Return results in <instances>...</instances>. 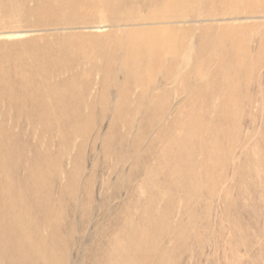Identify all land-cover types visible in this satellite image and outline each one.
Masks as SVG:
<instances>
[{"label":"rangeland","instance_id":"rangeland-1","mask_svg":"<svg viewBox=\"0 0 264 264\" xmlns=\"http://www.w3.org/2000/svg\"><path fill=\"white\" fill-rule=\"evenodd\" d=\"M178 6L0 0V264H264V0Z\"/></svg>","mask_w":264,"mask_h":264},{"label":"bare ground","instance_id":"bare-ground-1","mask_svg":"<svg viewBox=\"0 0 264 264\" xmlns=\"http://www.w3.org/2000/svg\"><path fill=\"white\" fill-rule=\"evenodd\" d=\"M140 2H141V4H142L143 7H148V8L154 7V6H162V8H164L163 14H161V16H159L158 19H156V21L154 22V24H156V25H169V26H171V25H176V24H185V23H187L189 21L188 14H178V13L176 14V13H173L172 12L171 8L175 4H177V7H179L178 5L181 3L182 7H185L187 9H191V7L194 4L200 3V2H202V0H193V1H191V0H140ZM230 11H233V10H230ZM235 19L238 20L239 18L236 17ZM232 58H234V57H232V56L229 57V59H232ZM56 75H57V77H59V76H61V73H57ZM56 75H54V76H56ZM40 77H42V76H40ZM47 77H48L47 75H44L43 78H47ZM263 163H264V160H263ZM0 195H1V193H0ZM4 197H8L9 198L10 196L8 194L7 196H4ZM1 198H3V197H1ZM17 201H18V199H17ZM19 201L21 202V200H19ZM13 203L15 204L16 202H13ZM20 204L21 203H19V205ZM4 214H5V209H3V207H0V256L3 255V253L5 254L6 251L11 250V248L15 245V243L16 244H20L19 246L18 245H15V246H18L19 248L20 247L25 248V250L23 251V254H24L23 257L24 256H27V254H31V251L30 250H26V246L29 247V246L34 245V244H38V245H43L44 244L45 238H43L41 235H39V232H36L33 236H27L22 241H19V239L17 237H15V236H13V237L12 236H8V235L5 236L6 233H7V231L10 229V226L11 225L8 224L9 222L5 218ZM18 228L19 227H16V230ZM19 230L22 231V229H18L17 231H19ZM14 247H13V249H14ZM17 250H19V249L17 248ZM41 260H43V259H41V258L39 260L36 259L35 261H32V264H38V262L41 261ZM47 260H49L50 262L53 263L54 262V254L53 253L49 254ZM11 262H14L16 264H24V261L21 258H11ZM134 264H137V263L135 262Z\"/></svg>","mask_w":264,"mask_h":264}]
</instances>
